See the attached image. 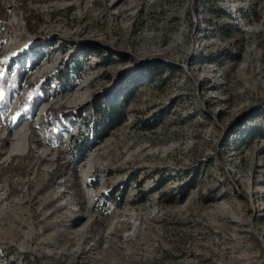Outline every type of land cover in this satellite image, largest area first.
Returning a JSON list of instances; mask_svg holds the SVG:
<instances>
[{
	"label": "rangeland",
	"instance_id": "obj_1",
	"mask_svg": "<svg viewBox=\"0 0 264 264\" xmlns=\"http://www.w3.org/2000/svg\"><path fill=\"white\" fill-rule=\"evenodd\" d=\"M0 264H264V0H0Z\"/></svg>",
	"mask_w": 264,
	"mask_h": 264
},
{
	"label": "trees",
	"instance_id": "obj_2",
	"mask_svg": "<svg viewBox=\"0 0 264 264\" xmlns=\"http://www.w3.org/2000/svg\"><path fill=\"white\" fill-rule=\"evenodd\" d=\"M81 69V66H77L76 67H72V69L67 73H63V75L61 76L62 72H59V76H58V80L61 82V85H66L67 80L70 77H73L74 74H77V71ZM119 101L117 100L116 102H113L112 105L109 106V108H107V110L104 111V113L102 114L103 116H105V118L107 119V124L106 127H109L111 125H109L110 123L113 124V126H118L120 124H122L125 120H126V116L125 113L123 111V109L119 106ZM101 128H99L100 130ZM97 131V133L99 134L100 131ZM75 140V137L73 138V141ZM86 140H81L78 139V147L77 148H81L84 149V146H86L85 144Z\"/></svg>",
	"mask_w": 264,
	"mask_h": 264
},
{
	"label": "bare ground",
	"instance_id": "obj_3",
	"mask_svg": "<svg viewBox=\"0 0 264 264\" xmlns=\"http://www.w3.org/2000/svg\"><path fill=\"white\" fill-rule=\"evenodd\" d=\"M24 136H26V133H24V132H20V133L18 134V139H19V140H23ZM10 140H11V139H10ZM13 153H14V151L11 152V154H13ZM16 153H18V152H16Z\"/></svg>",
	"mask_w": 264,
	"mask_h": 264
}]
</instances>
